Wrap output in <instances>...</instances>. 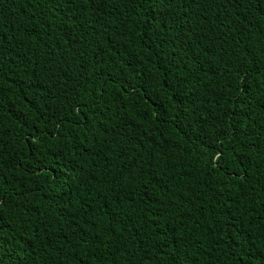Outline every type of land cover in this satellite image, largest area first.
<instances>
[{"label":"trees","instance_id":"trees-1","mask_svg":"<svg viewBox=\"0 0 264 264\" xmlns=\"http://www.w3.org/2000/svg\"><path fill=\"white\" fill-rule=\"evenodd\" d=\"M220 5L0 0V264H264V0Z\"/></svg>","mask_w":264,"mask_h":264},{"label":"snow or ice","instance_id":"snow-or-ice-1","mask_svg":"<svg viewBox=\"0 0 264 264\" xmlns=\"http://www.w3.org/2000/svg\"><path fill=\"white\" fill-rule=\"evenodd\" d=\"M93 2H95V0H93ZM134 2H136L138 6H142L144 0H134ZM148 2H149V5L151 6V4L154 2V0H148ZM190 2L194 3L195 0H167L168 4H170V5L171 4H175V5H177V6L181 7V8L186 7L187 4L190 3ZM224 2H225V0H221V5L220 6H222L224 4ZM157 16H158V13L150 15L149 21L150 20H156ZM168 20H169V18L167 16H165V18L161 21V25L166 28L167 25H168ZM184 22L185 21L181 20V23H184ZM149 28H150V22H149ZM147 36H148L149 39H151V37H152L151 31H149L147 33ZM242 78L246 80V78H247V69L244 70V77H242ZM2 99H3V97L0 96V101H2ZM93 211H95V210H93ZM2 220H3V217L0 216V221H2ZM0 227H2V225H0ZM236 247L239 248L240 245L237 244Z\"/></svg>","mask_w":264,"mask_h":264}]
</instances>
